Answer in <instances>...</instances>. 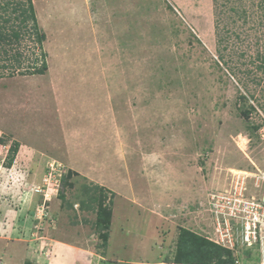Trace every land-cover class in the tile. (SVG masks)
Masks as SVG:
<instances>
[{"label": "rangeland", "instance_id": "374dc122", "mask_svg": "<svg viewBox=\"0 0 264 264\" xmlns=\"http://www.w3.org/2000/svg\"><path fill=\"white\" fill-rule=\"evenodd\" d=\"M31 2L41 49L31 20H11L21 66L0 70V215L14 232L0 237L21 242L9 264L64 237L84 241L83 264H175L183 230L216 241L213 195L239 170L264 199V0ZM41 55L46 70L27 74Z\"/></svg>", "mask_w": 264, "mask_h": 264}, {"label": "built area", "instance_id": "2783aa9c", "mask_svg": "<svg viewBox=\"0 0 264 264\" xmlns=\"http://www.w3.org/2000/svg\"><path fill=\"white\" fill-rule=\"evenodd\" d=\"M247 174L239 170L235 183L228 192L213 195L214 199L217 198L211 203L216 221V241H211L232 253V264H239L242 257L249 259L253 253L258 259L256 264H264V199L246 196L244 186ZM258 180L255 179V182L258 183ZM43 182L46 193L42 197L46 202L49 184L44 180Z\"/></svg>", "mask_w": 264, "mask_h": 264}, {"label": "trees", "instance_id": "16d2710c", "mask_svg": "<svg viewBox=\"0 0 264 264\" xmlns=\"http://www.w3.org/2000/svg\"><path fill=\"white\" fill-rule=\"evenodd\" d=\"M4 1V11L5 8H8L10 3L18 0H2ZM18 8H14V13H17L13 17V19L8 15L7 17L0 15V70H8L11 69L9 66L13 69L20 68V54L15 53L12 56H9L7 54V47L10 48L12 45H19L21 39L24 37V32L22 31V28H25L23 25L20 27V29L14 28L13 26H10L11 20L19 21L20 24H24L25 22L31 20L33 22L32 24V30L33 34L35 35V42L38 46V49H41V43L43 41V35L39 34L38 28L36 25L35 15H34V9L31 0H25L24 4L22 2H18L17 4ZM22 6V7H21ZM25 6V7H23ZM19 27V26H18ZM9 57V59H8ZM7 61H12L13 64H7ZM46 70V63L44 60L43 55H41V61L39 63V66L35 65L32 66L31 70L26 72L27 74H42ZM3 74L0 73V77H2ZM244 99V98H242ZM252 109V108H251ZM241 115L244 119H247V116L249 113L247 111H241ZM256 128V127H255ZM254 128V129H255ZM16 145V144H15ZM14 150H9L8 155V162L11 164ZM76 174L75 172L68 171V174L66 176H63L61 178V181H65L68 176ZM99 190H102V187H98ZM61 195V193H60ZM105 199V196H102L99 199V205H98V211L100 214H102V219L97 220L96 226L99 229H104L108 226L110 220H111V211L106 206L103 207L102 200ZM96 201V200H93ZM179 244L177 247V253L175 259V264H203L205 263H218V262H224L227 264L233 263V256L232 253L228 250H225L207 240H204L202 238H199L195 236L194 234L183 230L180 233L179 236ZM223 259V260H222ZM24 264H30V263H24Z\"/></svg>", "mask_w": 264, "mask_h": 264}, {"label": "crops", "instance_id": "0c3cea01", "mask_svg": "<svg viewBox=\"0 0 264 264\" xmlns=\"http://www.w3.org/2000/svg\"><path fill=\"white\" fill-rule=\"evenodd\" d=\"M43 159V158H42ZM46 160H42L40 161L41 163H44ZM37 176L33 175L31 181L36 182ZM6 208V207H5ZM8 211H12V213H14L15 215H17L18 213L16 211H14L12 208L7 209ZM3 216L0 215V234H7L10 235L13 232L12 229H10V225H12L10 222V224H6L7 227H5L3 230V225H4V220H3ZM8 231V232H7ZM9 237V236H8ZM5 238L3 236L0 237V248L2 250H0V264H9V262L11 261V252L12 253H16L17 248L19 246V244L21 243L19 241V239H16L15 237H13V239L9 240V238ZM60 240H64V241H60V243L57 242V239H53L50 240L49 242L52 243V245L46 247V254L48 253L47 249L51 246H54L55 248L53 249V251L51 252V254H49L48 256L43 257V255H40L38 257H35L33 255V251L31 250V247H26L27 252H25L26 250H23L24 254H22V258L20 257L18 259V261L16 262L17 264H24V263H30V264H35L34 261H36V263L41 262V264H83L84 260L87 258L88 259V252L85 250V248L83 247L84 241L80 242V238H78V241H76V243H72L74 244V246H68L65 245V243L70 242L67 241L64 237V239H60ZM33 240H29L28 243H32ZM65 242V243H64ZM47 243V242H46ZM28 256V257H27ZM82 256L84 258H82ZM6 258V261L5 259ZM82 259V261H81ZM89 260V259H88ZM87 264V262H86Z\"/></svg>", "mask_w": 264, "mask_h": 264}, {"label": "bare ground", "instance_id": "6f19581e", "mask_svg": "<svg viewBox=\"0 0 264 264\" xmlns=\"http://www.w3.org/2000/svg\"><path fill=\"white\" fill-rule=\"evenodd\" d=\"M256 255H258V253Z\"/></svg>", "mask_w": 264, "mask_h": 264}]
</instances>
